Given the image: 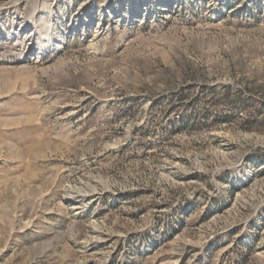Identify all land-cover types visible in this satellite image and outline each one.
<instances>
[{
  "label": "rangeland",
  "instance_id": "obj_1",
  "mask_svg": "<svg viewBox=\"0 0 264 264\" xmlns=\"http://www.w3.org/2000/svg\"><path fill=\"white\" fill-rule=\"evenodd\" d=\"M0 264H264V0H0Z\"/></svg>",
  "mask_w": 264,
  "mask_h": 264
}]
</instances>
